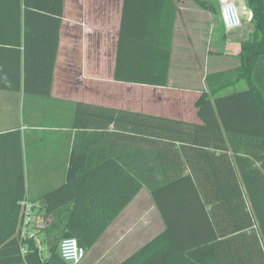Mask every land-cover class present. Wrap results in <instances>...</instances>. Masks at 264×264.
<instances>
[{
	"label": "trees",
	"instance_id": "obj_1",
	"mask_svg": "<svg viewBox=\"0 0 264 264\" xmlns=\"http://www.w3.org/2000/svg\"><path fill=\"white\" fill-rule=\"evenodd\" d=\"M194 1L215 11L208 0ZM169 3L138 1L149 13L129 32L130 4L124 0L113 79L168 84L174 22ZM249 11L253 31L241 43L239 64L205 76L199 122L76 103L77 138L100 133L120 144L123 137L118 151L129 159L92 162L81 148L84 141L72 147L65 182L40 198L54 217L45 234L47 256L27 240L25 264H48L63 231L93 245L142 187L165 228L121 264L158 251L175 252L177 264H219L220 252L230 264L235 252L242 253V264L250 256L251 264H264V0H249ZM62 14L63 0H0V89L49 95ZM241 80L247 89L225 93ZM18 170L21 175L20 163ZM22 190L11 224L0 226V246L18 245Z\"/></svg>",
	"mask_w": 264,
	"mask_h": 264
},
{
	"label": "crops",
	"instance_id": "obj_2",
	"mask_svg": "<svg viewBox=\"0 0 264 264\" xmlns=\"http://www.w3.org/2000/svg\"><path fill=\"white\" fill-rule=\"evenodd\" d=\"M138 1L141 0H129L130 8L126 12L129 32L137 30L136 21L149 13L138 7ZM208 1L213 4L214 12L200 7L194 0L169 3L168 7H173L174 22L168 84L154 86L113 79L124 0H63L49 95L26 93L22 88L0 89V226L11 224L22 181L20 205L24 200L32 202L43 221L37 239L44 253L48 248L46 230L54 217L45 211L40 198L65 182L72 147H77V142L81 146L84 141L81 148L89 150L88 159L92 162L129 159L123 150L118 151L123 137L120 144L100 133L85 136L84 140L77 138L78 129L73 127L77 126L74 124L76 103L200 121L197 100L207 91L205 76L234 69L239 64L241 43L253 31L251 13L244 9L245 0L237 2L247 24L241 23L230 31L222 25L216 2ZM167 16H171V11ZM49 40L46 43L51 49L53 36ZM234 87L225 93L247 89V84L241 80ZM108 126L112 130V124ZM117 151L119 154L114 157ZM136 195L96 242L85 247V255L76 264H121L164 230L153 201L131 206ZM68 235L69 232H62L63 237ZM176 257L175 252L158 251L139 256L129 264H177ZM217 257L219 264H230L226 252H220ZM234 259L235 264H242V253L235 252ZM251 260L250 256L249 264ZM0 264H25L18 245L0 246Z\"/></svg>",
	"mask_w": 264,
	"mask_h": 264
},
{
	"label": "built area",
	"instance_id": "obj_3",
	"mask_svg": "<svg viewBox=\"0 0 264 264\" xmlns=\"http://www.w3.org/2000/svg\"><path fill=\"white\" fill-rule=\"evenodd\" d=\"M218 6L220 19L225 30L230 31L238 28L241 23V10L234 0H214ZM43 221L35 212L34 204L24 200L21 204L19 222L16 238L21 254L27 252V240L36 241L38 250H41V243L37 239V231L42 227ZM58 252L65 261L79 263L85 255L86 248L79 240L72 235L61 238L58 244Z\"/></svg>",
	"mask_w": 264,
	"mask_h": 264
},
{
	"label": "rangeland",
	"instance_id": "obj_4",
	"mask_svg": "<svg viewBox=\"0 0 264 264\" xmlns=\"http://www.w3.org/2000/svg\"><path fill=\"white\" fill-rule=\"evenodd\" d=\"M236 5L238 6V8H240V5L238 4L237 0H234ZM241 19H242V23L243 24H247L246 21V15L243 14V12H241ZM240 86H243V84H241ZM236 87H239L236 86ZM235 89V87H229L227 88L225 91H231ZM136 197L132 200L131 206L134 204H140V205H148L152 203L151 197L149 195L148 190L146 189H141L139 192L136 193ZM63 236H61L62 238ZM44 252V251H43ZM43 255L47 256V249L45 250V252L43 253ZM49 263L48 264H72L71 262L65 261L61 258V256L59 255L58 250L56 249L52 254H50V259H49Z\"/></svg>",
	"mask_w": 264,
	"mask_h": 264
},
{
	"label": "water",
	"instance_id": "obj_5",
	"mask_svg": "<svg viewBox=\"0 0 264 264\" xmlns=\"http://www.w3.org/2000/svg\"><path fill=\"white\" fill-rule=\"evenodd\" d=\"M244 9H245V11H248L249 10V0H245V2H244Z\"/></svg>",
	"mask_w": 264,
	"mask_h": 264
}]
</instances>
